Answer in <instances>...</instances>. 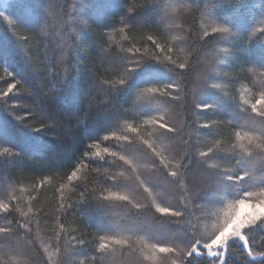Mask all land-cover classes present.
Masks as SVG:
<instances>
[{
	"label": "trees",
	"instance_id": "16d2710c",
	"mask_svg": "<svg viewBox=\"0 0 264 264\" xmlns=\"http://www.w3.org/2000/svg\"><path fill=\"white\" fill-rule=\"evenodd\" d=\"M261 96L264 0H0V264H219L185 254L264 199Z\"/></svg>",
	"mask_w": 264,
	"mask_h": 264
},
{
	"label": "snow or ice",
	"instance_id": "6c2138e0",
	"mask_svg": "<svg viewBox=\"0 0 264 264\" xmlns=\"http://www.w3.org/2000/svg\"><path fill=\"white\" fill-rule=\"evenodd\" d=\"M121 22H124V21L122 20ZM227 31H228V29L225 27L213 28V32H227ZM156 46L158 48L161 47L159 44H157ZM169 59H170V57H169ZM185 67H186V65L184 63L179 64V68L183 69ZM123 82L124 81L122 80L121 83H123ZM169 87L171 88V87H175V86L170 85ZM258 105H264V96H261L260 99H258L255 103H253L251 105V109L254 113L258 112L259 115L264 116V108L258 109V107H257ZM204 107H207V106H204ZM148 122L149 123H158L160 129L171 131V129L169 128L167 123H160L157 120H150ZM129 128L133 132L137 131V129L133 128L131 125H129ZM123 139H127V137H123ZM149 147H151V145H149ZM153 151H155V149H153ZM209 151H211V149H209ZM202 155H206V153H202ZM120 159L124 160L125 158L123 156H121ZM128 162L131 163V161H128ZM75 175H76V173L74 174V176ZM172 175H175V172H173ZM110 195H113V194L110 193ZM251 195H252L251 193L247 192L244 194L245 198L236 200L234 202V204L229 205L230 211L226 212L225 214L230 216V220L228 221V224L225 225V228L227 229V233L224 236L223 240L221 241L222 243H224V247L226 246L227 239L232 235L239 236L242 240L245 241V246H247V241L243 235L242 230L247 225L256 222L258 219L264 218V199L258 200L256 202H252L248 199ZM119 198L122 200L128 199L127 196H121ZM4 207H6V206L0 204V208H4ZM137 207H139V205H137ZM157 208H158V211L160 213H169V211H170V209L160 208L159 206H157ZM246 208L249 210H245ZM232 225L235 226V231L232 230V228H231ZM109 239L111 241H114L115 244L126 243V241H123V240L118 239L116 237H111ZM101 240H104V237H101ZM107 247H109L108 244L100 243L101 249H105ZM203 247H204V249L207 250V252L211 251L212 253H215V250H216L215 244H213L212 242L204 243ZM152 249H153V252L158 251L159 253H172L175 251V249L173 247H165L163 245H153ZM193 252H196L197 254H199L198 243L194 244L189 250H186L185 256H190L193 254Z\"/></svg>",
	"mask_w": 264,
	"mask_h": 264
},
{
	"label": "water",
	"instance_id": "95a60500",
	"mask_svg": "<svg viewBox=\"0 0 264 264\" xmlns=\"http://www.w3.org/2000/svg\"><path fill=\"white\" fill-rule=\"evenodd\" d=\"M245 237V236H244ZM236 239H239L241 240L242 244H243V250L244 252L247 254V256L251 259V260H254V261H257V260H260V259H263L264 258V253H262L261 255L257 256V257H253L250 252H249V248H248V244L247 246H245V241L242 240L239 236H235V235H232L230 236L227 241H226V246L224 247V243H220L218 246L221 247V258H220V262L219 264H224V261H225V255H226V249H227V245L236 240ZM246 239V238H245ZM198 243V248L201 249L202 251H207L206 249H204L203 247V244L199 241L195 242V244Z\"/></svg>",
	"mask_w": 264,
	"mask_h": 264
},
{
	"label": "rangeland",
	"instance_id": "374dc122",
	"mask_svg": "<svg viewBox=\"0 0 264 264\" xmlns=\"http://www.w3.org/2000/svg\"><path fill=\"white\" fill-rule=\"evenodd\" d=\"M245 210H249V209L246 208ZM229 220H230V217H228V219H226L224 224L227 225ZM216 227L212 226L210 228V232L209 233H210L211 237H210L209 241H207V242H212L213 244H218L224 238V236L226 235V233H227V229L226 228L223 227V229H224L223 230V229H218L217 225H216ZM231 228H232V230H234L235 226L232 225ZM207 242H204V243H207ZM204 243H202V244L204 245ZM199 250H201V249H199ZM205 252H207V251H205Z\"/></svg>",
	"mask_w": 264,
	"mask_h": 264
},
{
	"label": "bare ground",
	"instance_id": "6f19581e",
	"mask_svg": "<svg viewBox=\"0 0 264 264\" xmlns=\"http://www.w3.org/2000/svg\"><path fill=\"white\" fill-rule=\"evenodd\" d=\"M261 255V254H260ZM254 257V256H253Z\"/></svg>",
	"mask_w": 264,
	"mask_h": 264
}]
</instances>
